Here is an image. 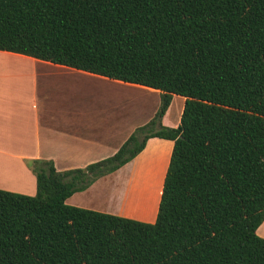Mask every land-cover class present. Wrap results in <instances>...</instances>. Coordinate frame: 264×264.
I'll use <instances>...</instances> for the list:
<instances>
[{
  "label": "trees",
  "instance_id": "trees-1",
  "mask_svg": "<svg viewBox=\"0 0 264 264\" xmlns=\"http://www.w3.org/2000/svg\"><path fill=\"white\" fill-rule=\"evenodd\" d=\"M0 50L160 99L111 156L35 161L33 195L0 189V264H264V0H0ZM152 137L173 142L153 222L66 203Z\"/></svg>",
  "mask_w": 264,
  "mask_h": 264
},
{
  "label": "crops",
  "instance_id": "crops-1",
  "mask_svg": "<svg viewBox=\"0 0 264 264\" xmlns=\"http://www.w3.org/2000/svg\"><path fill=\"white\" fill-rule=\"evenodd\" d=\"M135 90L159 97L156 89L0 50V189L33 195L35 161H52L56 170L64 171L114 154L135 128L154 115L143 123L131 119ZM120 92L129 95L122 96ZM121 102L123 113L119 110ZM178 117L167 127L177 126ZM158 140L166 151L162 168L167 169L173 142ZM164 154L159 153L161 159ZM157 156L152 159L151 154V159L144 160L145 166H157ZM114 174L115 171L98 178L87 189L97 188L101 182L113 179ZM114 193H105L102 198L110 199ZM142 217L148 218L144 214L139 218ZM256 233L264 238V220Z\"/></svg>",
  "mask_w": 264,
  "mask_h": 264
},
{
  "label": "rangeland",
  "instance_id": "rangeland-1",
  "mask_svg": "<svg viewBox=\"0 0 264 264\" xmlns=\"http://www.w3.org/2000/svg\"><path fill=\"white\" fill-rule=\"evenodd\" d=\"M122 96L129 95L124 92H120ZM135 107L130 110L131 119L135 118L138 123H143L145 119L151 117L159 107L160 99L156 93L135 90ZM132 95V92H130ZM183 107V97L174 94L170 105L165 115L158 122L160 126H171L174 123L177 116L180 118ZM120 112L124 111V102L120 103ZM179 114V115H178ZM156 126L155 129H157ZM158 138H151L147 141L144 152L141 151L135 158L123 165L121 168L115 171L108 180L110 182H101L98 187H104L103 189L93 188L85 191H79L74 193L66 203L73 206L90 208L110 214L124 216L128 218L142 219L141 221L152 222L155 218L161 185L165 174V169L162 168L165 159L164 147L158 143ZM143 152V153H142ZM164 154L162 159L159 153ZM160 158L157 166L148 168L145 166L144 160ZM103 190V191H102ZM106 191V192H105ZM114 191L112 198L103 199L102 196L105 193ZM146 193V199L144 194ZM132 192V193H131ZM143 195L142 200H140ZM144 193V194H143ZM138 197V199L136 198ZM141 201V202H140ZM142 203V204H141ZM141 214L146 215L148 218H139ZM153 217V218H152ZM151 218V220H149Z\"/></svg>",
  "mask_w": 264,
  "mask_h": 264
}]
</instances>
